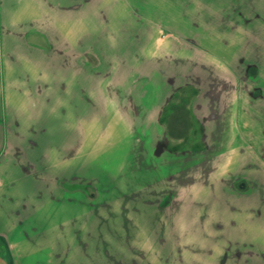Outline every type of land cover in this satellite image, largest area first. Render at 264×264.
I'll use <instances>...</instances> for the list:
<instances>
[{
    "label": "crops",
    "instance_id": "1",
    "mask_svg": "<svg viewBox=\"0 0 264 264\" xmlns=\"http://www.w3.org/2000/svg\"><path fill=\"white\" fill-rule=\"evenodd\" d=\"M140 1L0 0V237L14 264H72L73 255L75 264H93L87 259L103 257L97 250L73 253L71 248L57 251L51 247L71 234L74 218L71 202L65 197L71 183L67 178L72 176V166L87 164V93L81 86L89 60L88 33L167 30L177 31L180 38H187L182 31L217 34L228 51L222 56L206 54L194 38L190 40L199 46L191 53L189 42L181 40L184 45L179 47V40L172 44L169 34L160 36L155 45L143 46L171 44L176 51L167 52L166 59L175 55L180 65H191L190 75L196 76L199 63H222L225 72L229 70L224 72L228 83L222 89L198 90L190 119L175 117L166 126L174 142L183 141L189 124H195L193 115L199 120L197 110L202 102L209 119L208 167L198 187H204L201 194L209 202L222 207L218 220L224 227L223 239L231 245L222 254L239 256L240 263L264 264V238L256 233L259 225L264 227V0H149V4L142 0V5ZM92 20L96 28L88 30ZM183 23L187 30L179 29ZM232 78L236 86L228 88ZM51 81H63L64 88L40 90L39 85ZM43 95L53 98L46 100ZM40 101L43 107L37 103ZM30 143L47 147L30 152L26 147ZM73 144L85 145L75 151ZM134 148L131 143V150ZM127 160V187H163L159 173L160 184L152 183L149 168L152 160L162 165L161 156L142 159L131 153ZM158 190L140 193L152 198L139 205L160 207L165 200L164 196L159 199L162 190ZM57 194L65 199H58ZM127 251L128 256L138 255L132 248ZM146 251L153 255L150 249ZM101 259L95 264H104Z\"/></svg>",
    "mask_w": 264,
    "mask_h": 264
},
{
    "label": "rangeland",
    "instance_id": "2",
    "mask_svg": "<svg viewBox=\"0 0 264 264\" xmlns=\"http://www.w3.org/2000/svg\"><path fill=\"white\" fill-rule=\"evenodd\" d=\"M144 1L149 4V0ZM140 2L142 5V0ZM137 9H141L143 14V8ZM92 21L88 23V30L96 28L93 24L95 20ZM181 26L180 30H187L186 24ZM182 32L187 34V38H180L177 31L168 30L89 31V60L81 86L82 91L87 93L85 99L88 108L84 113L88 124L87 164L72 166V176L67 178L71 183L66 187L65 197L71 202L74 219L71 234L68 233L71 239L67 235L66 240L55 241L51 246H55L57 251L69 248L73 253L97 250V254L103 255L100 259L104 264H245L239 262V256L222 254L224 248L228 251L231 247L230 241L223 239L224 227L218 220L222 216L219 213L222 207L215 205L217 203L214 201L209 202L206 195L201 194L204 187H198L208 167L205 151L209 128L202 102H199L197 110L199 120L193 115L195 124H189L186 139L174 142V136L171 137L170 129L166 126L182 117L190 119L198 90L222 89L227 85L224 65L199 63L194 76L188 72L191 65H180L175 55H172V60L166 59L165 54L167 56V52L170 54L174 49L171 44L156 47L157 43L156 46L143 47L145 44L155 45V41L160 42V36L169 34L172 44L176 40L179 43L181 40L183 43L189 42L191 53L195 50L194 46L199 45L201 47L198 48L206 54L212 52L222 56L228 53L219 42L222 37L217 34ZM194 38L201 44L192 41ZM181 44L179 47L184 45ZM187 73L190 76L186 79ZM225 73H229V70L226 69ZM200 75H204L205 79L203 76L201 79ZM49 83L39 85L40 90L55 88L61 91L64 88L63 81ZM235 86L232 78L228 88ZM41 98L48 100L53 97L43 95ZM42 101L37 103L44 104ZM186 119L182 120L183 123H187ZM131 143L139 148L131 150ZM84 145L71 146L78 151ZM26 147L30 152L40 147L42 152L47 145L30 143ZM131 153L140 155L142 159L163 158L160 166L154 164L153 160L149 162L152 183L158 184L159 173L163 187H127L130 178L126 171L129 169L127 159ZM31 160L26 162L30 165ZM72 162L74 164L75 160ZM56 182L59 184V181ZM146 189L149 193L155 190L153 194L157 193L156 189L162 190L159 199L164 196L165 201L160 207L139 205L141 200L152 198V195L140 194ZM43 194L41 192V197ZM57 197L65 199L60 194ZM263 232L264 227L259 225L256 233L260 238H264ZM131 248L137 250L138 255L128 256L127 250ZM146 249H150L153 255L144 252ZM236 251L239 254L240 250ZM218 252L220 255L215 254ZM12 258L6 241L0 237V264H14ZM95 258L93 256L92 260L90 257L87 262L99 263L100 259ZM74 259L73 255L72 264H75ZM231 260L234 261L229 263Z\"/></svg>",
    "mask_w": 264,
    "mask_h": 264
}]
</instances>
